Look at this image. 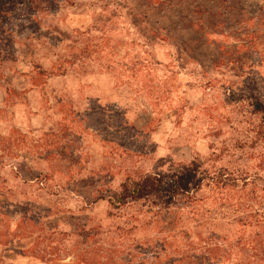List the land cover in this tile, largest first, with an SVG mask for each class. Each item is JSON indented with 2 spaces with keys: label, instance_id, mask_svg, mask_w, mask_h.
<instances>
[{
  "label": "rangeland",
  "instance_id": "1",
  "mask_svg": "<svg viewBox=\"0 0 264 264\" xmlns=\"http://www.w3.org/2000/svg\"><path fill=\"white\" fill-rule=\"evenodd\" d=\"M78 1L87 5L61 8L21 33L25 60L5 69L10 80L0 85L3 262L48 264L21 252L32 242L22 235L29 218L68 232L89 218L109 225L115 210L92 202L97 191L119 184L112 170L168 173L222 144L229 150L218 164L250 170L254 205L264 211V138L235 146L254 138L260 123L240 94L264 99V0H109L133 16ZM140 29L164 40L147 45ZM31 41L38 45L28 49ZM32 59L48 68L61 63L67 72L34 86ZM110 111L121 119L115 131ZM151 116L161 120L146 135L121 127L126 121L143 129ZM42 171L44 187L31 180ZM30 201L36 204L27 211Z\"/></svg>",
  "mask_w": 264,
  "mask_h": 264
},
{
  "label": "trees",
  "instance_id": "2",
  "mask_svg": "<svg viewBox=\"0 0 264 264\" xmlns=\"http://www.w3.org/2000/svg\"><path fill=\"white\" fill-rule=\"evenodd\" d=\"M77 5L87 4L78 0H0V85L10 80L5 69L25 60L17 45L21 33L41 26L48 14ZM91 5L111 8L119 15H134L131 8L116 1L92 0ZM141 39L151 46L164 37L141 30ZM37 45L32 41L25 44L28 49ZM244 47L241 44L239 51ZM221 49L225 47L221 45ZM29 62L32 67L27 76L34 86L67 72L61 63L48 68L36 59ZM240 98L247 99L260 116L256 136L236 140L235 146L244 148L264 138V99L244 93ZM107 117L111 131L120 128L116 123L121 119L115 118L114 112ZM160 120L151 116L143 129L126 121L121 127L129 136L146 135L157 129ZM216 149L207 158L195 156L168 173H144L133 167L112 170L114 176H121L119 184L97 191L92 202L107 201L115 210L107 213L109 225L100 221L90 224L89 218L76 231L68 232L27 218L22 235L32 242L21 252L48 264H264V211L254 205L258 189L253 174L247 168L218 164L229 146L222 144ZM2 152L0 149V164L4 165L7 159ZM47 179L48 173L42 171L31 180L44 187ZM35 204L30 201L27 211ZM0 264H5L1 258Z\"/></svg>",
  "mask_w": 264,
  "mask_h": 264
}]
</instances>
